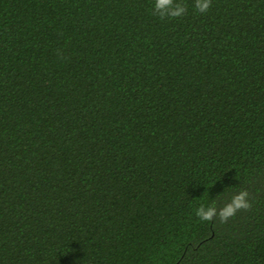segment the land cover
<instances>
[{"label":"trees","instance_id":"1","mask_svg":"<svg viewBox=\"0 0 264 264\" xmlns=\"http://www.w3.org/2000/svg\"><path fill=\"white\" fill-rule=\"evenodd\" d=\"M181 2L0 0V264H264V0Z\"/></svg>","mask_w":264,"mask_h":264},{"label":"clouds","instance_id":"2","mask_svg":"<svg viewBox=\"0 0 264 264\" xmlns=\"http://www.w3.org/2000/svg\"><path fill=\"white\" fill-rule=\"evenodd\" d=\"M212 6V0H194V8L200 14H206ZM187 13V7L181 0H154L152 14L158 16L161 20L178 19ZM253 207V198L250 192L244 188L237 194H234L230 201L222 207L217 208L215 202L208 205L201 204L196 210L195 215L201 221L218 220L219 223L225 224L238 212L251 211Z\"/></svg>","mask_w":264,"mask_h":264}]
</instances>
